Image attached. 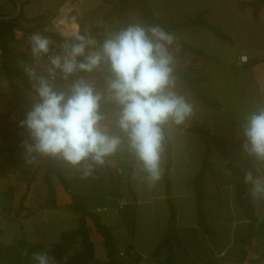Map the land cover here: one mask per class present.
<instances>
[{"label": "rangeland", "instance_id": "rangeland-1", "mask_svg": "<svg viewBox=\"0 0 264 264\" xmlns=\"http://www.w3.org/2000/svg\"><path fill=\"white\" fill-rule=\"evenodd\" d=\"M85 1L94 8L89 21L102 23L103 9L95 7L91 0ZM244 1L248 0L149 1L158 16L177 21L195 17L201 10L208 9L207 16L211 23L221 26L229 35L225 39L199 25H190L174 31L178 38L216 57V59L203 58L187 53L184 57H180L178 62L185 67L193 65L198 71L206 74L209 80L202 83V86L210 96L222 103L221 109L208 107L194 92L177 81V91L194 105V114L184 126L204 125L214 134L238 139L241 138L239 126L244 116L258 106H264L260 93V86L261 89L264 88V8L261 17L255 18L254 7L252 5L243 7ZM62 2L63 0H54L51 4L59 6ZM38 4L39 0H32L30 6L23 4L25 13L33 14L40 11ZM20 6L21 4L14 0H0V13L15 14ZM51 9L52 5L48 10ZM127 17L132 23H142L137 8L128 11ZM24 50L28 51L27 48ZM243 51L251 57V61L247 64L239 61V55ZM96 79L99 81L98 76ZM26 81L29 83L28 80ZM20 84L21 107L27 109L28 103L31 102L30 89L24 88L22 81ZM20 84H17L18 87ZM10 91L8 78L0 67V119L10 110L9 101L12 96L7 97ZM8 120L9 118L4 119V121ZM169 135L171 149L170 154L166 150L165 173L155 187L149 188L143 181V174L134 159L126 151H119L109 158H112L115 167L122 171L121 178L124 182L121 186L122 195L111 192L107 172L102 167H97L93 175L87 179L80 177L73 179L75 188L82 191L84 202L90 206V210L98 213L101 219L108 223L117 249H133L137 246L142 256L139 264H160L161 261H166L167 252L163 250L156 255L154 251L168 230L170 207L165 174L170 155L172 163L168 173L172 182L170 197L180 214L177 226L180 241H175L173 244L175 262L177 264H255V258L258 256L255 255V246L258 245L254 239L252 243H248L242 238L248 226V223L242 220L247 218L237 203L236 175L225 166L220 149L211 143L209 155L211 164L202 180L205 223L209 228L207 231L198 222L194 187L195 177L203 166L207 143L198 132L180 127L171 129ZM229 149L233 162L244 171L248 167V162L241 158L240 147ZM129 186L135 190L133 193L129 192ZM65 194L70 196L69 193ZM107 194L109 197H106ZM138 199H142V202H138ZM253 199L255 203V198ZM123 200H126V203H120ZM98 205L106 206V209L98 211ZM5 206L12 209L14 205L13 202H7ZM1 211L0 204V213ZM52 211L19 220L9 217L11 212L8 213L9 216L4 213V218H0L2 228L0 243L7 245L16 238L25 236L30 241L43 244L45 246L43 251L49 252L61 240L62 231L74 229L80 222V213L70 207L64 206ZM256 211L261 214L263 209L259 207ZM93 225H91V235L94 240L95 257L90 264H107L108 248L102 239V234ZM81 249L83 244L78 241L65 255L63 261L56 259L57 264H65L69 256ZM258 250L263 253L264 246L261 245ZM261 260V264H264V258Z\"/></svg>", "mask_w": 264, "mask_h": 264}, {"label": "clouds", "instance_id": "clouds-1", "mask_svg": "<svg viewBox=\"0 0 264 264\" xmlns=\"http://www.w3.org/2000/svg\"><path fill=\"white\" fill-rule=\"evenodd\" d=\"M59 39L43 31L27 38L29 62L22 71L31 104L19 127L30 157H50L91 177L109 157L126 151L149 188L165 173L170 130L186 124L194 105L177 91L173 50L177 37L159 25L130 23L98 38L78 15L53 21ZM99 77V82L96 77ZM243 182L264 199V106L240 123ZM32 264H57L48 251L34 252Z\"/></svg>", "mask_w": 264, "mask_h": 264}, {"label": "trees", "instance_id": "trees-1", "mask_svg": "<svg viewBox=\"0 0 264 264\" xmlns=\"http://www.w3.org/2000/svg\"><path fill=\"white\" fill-rule=\"evenodd\" d=\"M21 4L20 10L17 14L11 15L9 12L0 13V67L5 71V77L8 78L9 84L13 89V92L17 93L16 77H21L27 80V77L19 69L13 65L12 61V43L19 38L29 37L32 32L43 31L45 34L52 36L53 39H59L56 35L55 29L52 26L51 15L38 14L35 16H27L24 10V3L21 0H14ZM150 0H103L100 8L102 12V23H92L89 21V16L84 17L81 21V28L84 30H91L93 33H98V38H102L104 33L109 30H118L126 27L132 23L127 17V12L131 9L137 8L140 12L142 24L145 25H159L166 31L174 34V31L190 25H199L208 28L217 33L222 38L227 39L229 35L223 30L221 26L214 25L208 19V9H203L195 17H189L188 19L177 21L172 19H166L158 16L149 4ZM252 5L254 7V17H259V11L264 6V0H248L242 3L243 7ZM98 17V15H97ZM91 18V17H90ZM92 20V18H91ZM175 35V34H174ZM176 36V35H175ZM177 37V36H176ZM180 50L174 52L175 67L177 81L183 83V85L194 92L199 99L208 107L217 109L222 108V103L210 96L202 83L209 80L206 74L201 73L193 65L182 66L178 59L184 57L187 53H192L196 57L214 58L212 54L205 52L201 48H197L187 41L178 38ZM196 59V58H195ZM251 60L249 59V62ZM27 88L30 89V84L27 83ZM20 121V120H19ZM182 129H186L193 132H198L202 139L207 143V149L203 158V166L195 177V192L197 203L198 222L201 227L209 231L208 226L205 223L206 216L204 210V190L202 187V180L207 172L211 161L209 155L211 153V143L217 146L224 159L225 166L235 173V189L236 199L239 206L243 209L244 214L248 220L247 232L242 237L246 242L252 243L253 239L257 242L258 247L264 246V219H259L253 201V197L250 195L249 188L243 182V170L233 162L230 147L237 148L241 146L242 138H229L224 135H218L212 133L204 125L193 126H180ZM170 143L167 144V152L170 154ZM10 163V160L5 161ZM172 165L169 155L168 164L166 167V189L169 199V219L168 230L164 239L160 245L155 249L154 253L159 255L163 250L167 252L166 261H161L160 264H177L175 262V250L173 244L175 241H180L177 226H178V214L175 203L171 199V185L172 182L168 177L169 168ZM109 176V184L111 192L113 194H123V180L121 178L122 171L117 167H113L109 161L102 166ZM45 181L49 187V193L56 203V188L54 177L60 182L64 188L70 193L72 201L70 203L71 208L80 213V222L78 227L71 230H64L61 232V240L56 243L49 251L51 255H54L58 261H63L65 255L73 248L74 244L81 241L83 249L76 254L69 256L65 264H90L91 260L95 257L94 241L91 238L86 218L91 216L94 219L97 230L104 236V242L108 248V261L107 264H139L142 256L134 252L133 249H127V257L122 258L119 255V249L115 246V238L109 229V227L102 222L98 213L91 211L90 206L84 202L83 194L80 193L74 186L73 179L66 175L63 167L59 164L58 159H47V171L45 173ZM130 193L133 190L128 187ZM2 228L0 227V235ZM44 245L39 242H33L28 240L25 236L16 238L10 244L5 245L0 243V264H32L31 256L34 252L44 250ZM133 251V253L131 252ZM254 262V260H252Z\"/></svg>", "mask_w": 264, "mask_h": 264}, {"label": "crops", "instance_id": "crops-1", "mask_svg": "<svg viewBox=\"0 0 264 264\" xmlns=\"http://www.w3.org/2000/svg\"><path fill=\"white\" fill-rule=\"evenodd\" d=\"M52 1L54 0H39L38 5L41 10L38 11L37 13L27 14V16H35L38 14L48 13V15H51V20L53 21V19L57 15L62 14V13L69 14V15H78L79 23L81 25L83 16L84 17L90 16V14L92 13L94 9L93 6L88 5V3L85 0H80V1L63 0L62 5H59V6L53 5V3L51 4ZM91 1L94 2L93 5H95V7H100V5L103 3V0H91ZM23 3L26 6H30L32 4V0H23ZM51 5H52V9L48 10V8ZM263 8L264 6L259 11L258 19L261 17ZM11 15L13 14L11 13ZM27 38L28 37L19 38L15 42L12 43L13 65H16V68L19 69L22 73H23L22 65L28 62V59H30L28 58L29 57L28 51L24 50L25 48L28 49ZM244 53L246 52L243 51L240 53V55ZM249 59L251 60L250 56H249ZM239 61L241 60L239 59ZM248 62H242V63L247 64ZM23 79L24 78L16 77L15 78L16 84L19 85L22 81L23 87L27 88V81L26 80L23 81ZM263 79H264V76H263ZM20 88L22 89L21 84L17 89V93H15L13 92V89L11 87V91L7 94V97L12 96L11 100L9 101L10 110L6 114H4L0 119V204H1V209H2L0 213V218H4V215H3L4 213H6V215L9 216L11 212L9 217H11L12 219H17V220L23 217L31 218L32 216L39 214V213H47V212H51L52 210L56 211L57 209L64 207V206L71 208L70 203L72 201L71 195L68 196L67 194H65L69 192L54 177L53 180L55 181V188H56V198H55L56 203H54L53 198L51 197L49 193L48 184L45 181V177H44L47 171L48 157H38L37 161L33 163H28V160L30 159V157L27 156V154L25 153L22 147V142L27 139L28 134L24 129L20 128L18 125H19V120H22L24 118L25 113L28 110V106L31 104V102L28 103L27 109L21 107V98H20L21 94L19 93ZM260 93H261L262 99L264 100V88L261 89V86H260ZM5 118H9V120L4 121ZM8 160H10V163L4 164V162ZM108 161L113 167L116 166L112 158H108ZM59 164L63 167L66 175L69 176L71 179L76 180L78 177L81 178V173H79L75 169H72L66 166L60 160H59ZM75 180H73V182ZM74 186H75V183H74ZM77 190L80 193H82L81 190L79 189ZM106 197H109V195L107 194ZM7 202L8 203L13 202L14 206L12 209L8 207L9 205L5 206V203ZM123 202L126 203V200L120 201V203H123ZM138 202H142V199H138ZM100 206L102 205H98L97 208L106 207V206L104 207H100ZM255 207L256 209L259 207L260 209H263V211H261L262 213L261 214L257 213V215L259 219H264V199L255 198ZM5 209H7L8 211H5ZM177 214H178L177 220L179 224L180 214H179L178 209H177ZM89 217L90 216L86 218V222H87V226H88V229L91 235V228H92L91 225L94 224L93 227H95L96 230H97V227L95 225L94 219L92 217L91 218ZM45 220L47 219H44V221ZM101 220L103 223H105L108 226V223L105 220L103 219ZM242 221L245 223H248L247 219L243 218ZM236 223L237 222H235V224ZM91 238H92V235H91ZM102 239H104V236ZM259 247L255 246V255L260 256V257L257 256L255 258V264H261V261H262L261 258H264V251L263 253L262 252L260 253L258 250ZM122 249H126V248H122ZM122 249H119V250H122ZM133 250L137 254H140L139 253L140 251L138 250L137 246H134Z\"/></svg>", "mask_w": 264, "mask_h": 264}, {"label": "built area", "instance_id": "built-area-1", "mask_svg": "<svg viewBox=\"0 0 264 264\" xmlns=\"http://www.w3.org/2000/svg\"><path fill=\"white\" fill-rule=\"evenodd\" d=\"M78 1H80V0H78ZM93 34H94V33H93ZM95 35H96V34H95ZM97 37H98V36H97ZM239 59H240L242 62H248V61H249V57H248V55H247L246 53L241 54V55L239 56ZM103 209H106V207H105V208H97L98 211H101V210H103ZM131 252L133 253V251H131ZM127 254H128V250H127V249H122V250L119 251V255H120V257H122V258L127 257Z\"/></svg>", "mask_w": 264, "mask_h": 264}]
</instances>
